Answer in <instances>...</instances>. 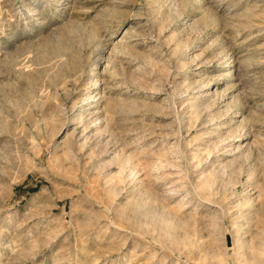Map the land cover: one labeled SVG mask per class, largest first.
<instances>
[{"label":"rangeland","instance_id":"rangeland-1","mask_svg":"<svg viewBox=\"0 0 264 264\" xmlns=\"http://www.w3.org/2000/svg\"><path fill=\"white\" fill-rule=\"evenodd\" d=\"M0 264H264V0H0Z\"/></svg>","mask_w":264,"mask_h":264},{"label":"water","instance_id":"water-1","mask_svg":"<svg viewBox=\"0 0 264 264\" xmlns=\"http://www.w3.org/2000/svg\"><path fill=\"white\" fill-rule=\"evenodd\" d=\"M227 245H230V241H229V239L227 238Z\"/></svg>","mask_w":264,"mask_h":264}]
</instances>
